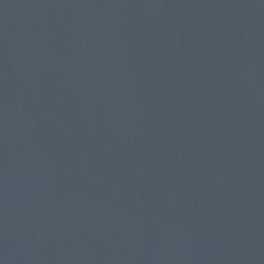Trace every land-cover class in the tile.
<instances>
[{
    "label": "water",
    "instance_id": "95a60500",
    "mask_svg": "<svg viewBox=\"0 0 264 264\" xmlns=\"http://www.w3.org/2000/svg\"><path fill=\"white\" fill-rule=\"evenodd\" d=\"M0 264H264V0H0Z\"/></svg>",
    "mask_w": 264,
    "mask_h": 264
}]
</instances>
